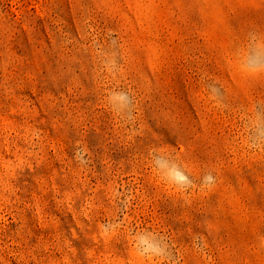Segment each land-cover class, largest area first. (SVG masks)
I'll return each mask as SVG.
<instances>
[{
    "label": "rangeland",
    "instance_id": "374dc122",
    "mask_svg": "<svg viewBox=\"0 0 264 264\" xmlns=\"http://www.w3.org/2000/svg\"><path fill=\"white\" fill-rule=\"evenodd\" d=\"M256 49L264 0H0V264H264Z\"/></svg>",
    "mask_w": 264,
    "mask_h": 264
},
{
    "label": "clouds",
    "instance_id": "9594fccd",
    "mask_svg": "<svg viewBox=\"0 0 264 264\" xmlns=\"http://www.w3.org/2000/svg\"><path fill=\"white\" fill-rule=\"evenodd\" d=\"M246 71L251 73L264 72V49H256L254 51L248 60ZM255 131L256 135L254 137L253 147H259L261 144H264V124L258 121ZM156 164L158 168L165 170L162 172L165 179L178 188L186 190L192 187V181L184 172L178 171L175 168H168L167 163L161 160H157ZM214 182L215 177L211 173H207L204 175L201 183L202 185L210 186ZM152 239H156L154 234ZM134 241L138 253L144 257L159 258L161 260H168L170 258V253L163 250L158 244L144 239L139 234H135Z\"/></svg>",
    "mask_w": 264,
    "mask_h": 264
}]
</instances>
